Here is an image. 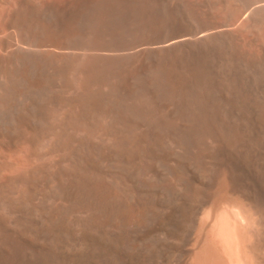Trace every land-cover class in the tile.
<instances>
[{
    "label": "bare ground",
    "instance_id": "1",
    "mask_svg": "<svg viewBox=\"0 0 264 264\" xmlns=\"http://www.w3.org/2000/svg\"><path fill=\"white\" fill-rule=\"evenodd\" d=\"M0 264H264V0H0Z\"/></svg>",
    "mask_w": 264,
    "mask_h": 264
}]
</instances>
